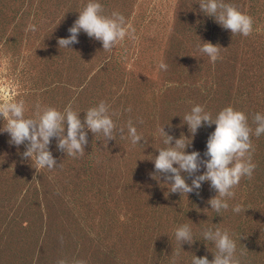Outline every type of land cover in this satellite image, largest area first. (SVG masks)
Wrapping results in <instances>:
<instances>
[{"label": "rangeland", "instance_id": "1", "mask_svg": "<svg viewBox=\"0 0 264 264\" xmlns=\"http://www.w3.org/2000/svg\"><path fill=\"white\" fill-rule=\"evenodd\" d=\"M98 2L105 14H122L136 39L126 36L105 51L81 31L78 43L60 48L58 39L70 35L87 0H0V95L22 100L26 116L37 105L63 112L71 104L82 121L88 108L104 101L116 124L109 141L86 129L83 156H67L53 138L58 166L39 171L23 158L26 145L10 144L9 134L0 132V264H191L195 255L214 259V244L203 240L206 227L228 230L240 264H264V134L252 137V179H241L229 209L220 213L208 203L217 195L210 182L199 194L170 193L163 177L151 175L150 159L165 147L163 126L173 145L183 134L191 142L186 151L207 159L216 125L201 126L193 136L182 121L197 104L213 118L233 106L255 128L254 115L264 114V0H224L253 18L247 37L201 12L197 0ZM29 24L37 31L26 32ZM203 41L220 45L215 63L199 51ZM129 120L144 137L135 145ZM236 204L246 211L233 212ZM183 224L195 241L182 248L174 233Z\"/></svg>", "mask_w": 264, "mask_h": 264}, {"label": "clouds", "instance_id": "2", "mask_svg": "<svg viewBox=\"0 0 264 264\" xmlns=\"http://www.w3.org/2000/svg\"><path fill=\"white\" fill-rule=\"evenodd\" d=\"M197 3L201 12L213 17L219 25L230 30L233 35L242 34L247 37L252 34L253 18L236 5L225 3L224 0H197ZM25 31L35 32L37 27L35 24H29ZM68 31L70 33L68 37L58 39L60 48L78 43V35L81 31L90 38L101 41L105 51H111L126 36L132 40L136 39L135 29L127 23L125 17L115 11L110 15L105 14L103 5L98 0H87ZM219 46L210 41H203L197 47L201 53L210 58L211 62L215 63L220 58ZM158 67L167 70V64L164 62H160ZM128 111L131 109L129 108ZM85 113L82 121L80 113L74 111L71 104L65 107L63 112L52 106L37 105L35 113L32 116H26L25 104L22 100L0 95V118L4 120V126L0 128V132L9 134L10 144L17 147L26 145L22 156L30 159L38 171L45 167L53 169L58 166L49 147L53 138H56L57 149L72 157L84 155L85 146L88 144L86 129L95 135L102 133L108 141L115 138L116 124L112 119L115 113L109 114V106L104 101L88 108ZM182 121L188 125L193 136L201 126L216 125L206 143L204 156L207 159H202L199 151H186L191 142H186V136L183 134L180 138H175L173 145L174 137L168 134L163 126L160 131L164 136L165 147L157 148L159 154L150 158L154 161L155 168L151 175L157 180L163 177L166 185H170L169 192L181 195H188L194 191L199 194L202 184L208 181L210 188L217 193L208 200L211 209L217 213L229 209L228 200L235 197L234 189L241 179L246 177L251 180L253 177L256 164L253 162L252 137L264 134V114L254 115L252 124L255 128H253L245 112L233 106L224 107L213 118L211 113L197 104L182 116ZM140 122L142 123V120ZM119 131L123 135L124 128H120ZM127 134L133 145L144 139L142 134H138L131 120L127 123ZM202 167L206 170L198 174ZM184 174L191 178L190 184ZM242 210L246 211L240 204L232 208V211L236 213ZM174 235L180 247L184 243L191 245L195 241L189 224L178 226ZM202 235L205 242L214 244L216 249L215 252L212 251L214 259L209 260L207 255L203 257L195 255L191 264H240L236 256V243L227 229L206 227ZM175 256H179V251H176ZM57 264H68V262L59 260ZM71 264H86V261L73 260Z\"/></svg>", "mask_w": 264, "mask_h": 264}]
</instances>
